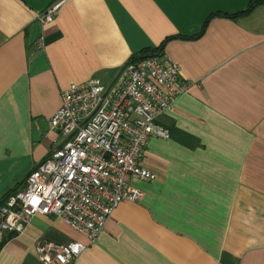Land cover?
<instances>
[{"label": "crops", "instance_id": "crops-1", "mask_svg": "<svg viewBox=\"0 0 264 264\" xmlns=\"http://www.w3.org/2000/svg\"><path fill=\"white\" fill-rule=\"evenodd\" d=\"M0 0V201L65 141L48 118L71 81H113L162 45L188 79L157 122L141 166L156 178L120 202L90 241L54 214L0 239V264H43L41 240L86 245L73 264H264V1ZM42 37L43 46L36 48Z\"/></svg>", "mask_w": 264, "mask_h": 264}, {"label": "built area", "instance_id": "built-area-1", "mask_svg": "<svg viewBox=\"0 0 264 264\" xmlns=\"http://www.w3.org/2000/svg\"><path fill=\"white\" fill-rule=\"evenodd\" d=\"M63 2L52 0L36 20L51 23ZM43 45L40 37L36 48ZM180 75L176 61L161 51L127 62L109 87L93 76L61 88L46 124L47 132L66 139L33 166L21 189L0 201V239L22 232L35 214H54L94 242L111 209L143 195L131 182L156 178L140 159L149 137H169L157 118L190 87ZM85 248L81 240H41L36 252L43 264H73Z\"/></svg>", "mask_w": 264, "mask_h": 264}, {"label": "trees", "instance_id": "trees-1", "mask_svg": "<svg viewBox=\"0 0 264 264\" xmlns=\"http://www.w3.org/2000/svg\"><path fill=\"white\" fill-rule=\"evenodd\" d=\"M262 1H264V0H250L247 8L244 11H249V10L253 9L254 7H256V5L258 3L262 2ZM161 51H162V45L161 44L155 46L152 49H150V48H143V50L140 51V53L138 55L135 54V55L130 56L129 61H131L132 59H135V58H142L144 55H148V54H150V55H156V53H159Z\"/></svg>", "mask_w": 264, "mask_h": 264}, {"label": "water", "instance_id": "water-1", "mask_svg": "<svg viewBox=\"0 0 264 264\" xmlns=\"http://www.w3.org/2000/svg\"><path fill=\"white\" fill-rule=\"evenodd\" d=\"M126 64H127V63H126ZM126 64H124V65L119 69L118 74L120 73L121 69H122ZM118 74L116 75V77L114 78V80L117 78ZM114 80L111 81V82H114ZM111 82H109L108 87L112 84Z\"/></svg>", "mask_w": 264, "mask_h": 264}, {"label": "rangeland", "instance_id": "rangeland-1", "mask_svg": "<svg viewBox=\"0 0 264 264\" xmlns=\"http://www.w3.org/2000/svg\"><path fill=\"white\" fill-rule=\"evenodd\" d=\"M104 84H105V83H104ZM106 84H108V83L106 82ZM106 84H105V85H106Z\"/></svg>", "mask_w": 264, "mask_h": 264}]
</instances>
